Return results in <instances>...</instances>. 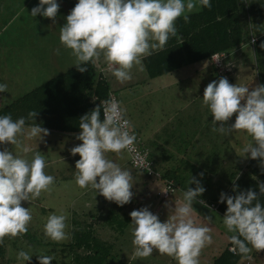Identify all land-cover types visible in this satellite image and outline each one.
<instances>
[{"label": "trees", "instance_id": "1", "mask_svg": "<svg viewBox=\"0 0 264 264\" xmlns=\"http://www.w3.org/2000/svg\"><path fill=\"white\" fill-rule=\"evenodd\" d=\"M16 1L0 0V28L9 22V18L14 14L13 9L18 8ZM75 2L76 0H58L60 13H57L56 18L62 21L61 16L64 15L62 12L66 9L70 10ZM188 17V22L177 17L174 21L176 34L169 36L162 49L141 58L137 74H144V78L138 81L140 84L145 80L172 74L188 65L196 64H201V67L208 65L216 79L223 76L228 82H236L232 74L238 69V61H242L243 64L241 70L243 85L251 90L258 84H264V48L259 47L264 41V0H210V7L201 6L199 10L194 8L188 13ZM8 29L0 34V40L7 37ZM52 36L51 44L56 43L57 46L63 47L59 43L58 36L55 34ZM236 50H240L239 55H243L238 60H236L238 57ZM214 56L219 57L218 61H215ZM98 59H100L99 64L83 63L81 66L85 69L84 72L78 71L73 64L70 68L34 85L11 101L6 103L2 101L3 105L0 106V115L10 114L12 119L23 116L26 128L38 123L48 130L42 143L35 141L32 147L35 152H42L40 154L44 156L46 165L50 164L51 168L54 167V171H51L53 184L62 182L64 188L66 182L67 186H71V182L75 184L74 160L79 157L78 154H69L68 150L80 143L75 139V133L79 131V117L96 106L100 109L102 119L103 102L109 98L118 101L115 95L117 88L115 79L106 70L103 57ZM227 65H230L231 69ZM196 71L197 78L207 84V81L200 76L201 72ZM172 81H163V89L169 91L171 86L177 85L178 80L173 83ZM179 82L182 83L181 80ZM119 106L123 109L124 118L130 123V132L135 133L134 151L122 150L118 155L108 152L105 157L122 169L125 168L126 163L132 171L134 169L130 172L133 182L130 191L134 193L132 199L123 205H116L99 193L94 194V190L90 187L83 188L81 192L77 190L80 194L70 197L78 198L80 195L81 198L76 199L78 202L75 201L76 204L71 208L66 207L63 210L66 215L65 231L70 234V238L60 242L49 240L43 235V223L50 213H55V209L41 206L43 216L39 227L34 228L33 225L28 224L27 231L22 235L5 236L0 240V264H23L16 258L19 250L31 254L30 260L25 261L24 264H38L37 254L51 255L53 257L51 264H170L173 257L171 261L166 262L162 260V256H157L155 250L153 252L156 254L152 252L147 257L133 256L128 213L148 205V200L152 197L155 207H147L148 210L168 218L173 214L177 202L182 199L183 191H186L187 187H195L190 181L188 183L189 177H194L204 188L198 197V200H203L204 204L193 201L191 214L195 216L192 219H195L196 224H207L211 239L215 240V243L210 242L209 246L207 244L201 248L198 257L205 255L203 264H264V249L256 252L250 248L246 255L229 250L228 236L231 233L226 232L222 223L226 205L223 202L217 203V198L211 194L223 191L226 195H233V184L236 185L237 192L248 188L255 192L258 191L257 183H264V171L260 170L259 157L251 159L247 157V153L244 157L238 155L243 145L251 142V137L243 130L232 131L230 134L236 149L231 145L230 140H224L220 144L204 139L199 142L198 139L202 137L197 136L193 140L189 139L187 145L183 147L178 142L183 141L180 138L176 147L178 153H175V148L171 146L173 150L167 152L166 148L169 149V146L162 142L161 134L158 136L153 132V136H143L131 125L130 117L123 105L119 103ZM29 111L36 113L33 120L27 115ZM205 121V127L208 129L200 133L201 136L211 140L210 132L214 131L211 114ZM218 123L221 122L217 121L216 124ZM183 134L185 132H180L179 137ZM164 135L166 140L173 137L170 132ZM5 147L8 148L6 142L0 145V149ZM151 147L158 150V157L154 156ZM8 150L16 153L9 148ZM122 152L126 161L123 159L118 162ZM134 152L142 154L143 167L139 166L140 160L134 158ZM59 160L65 162L59 165L57 164ZM68 161L71 163L67 164ZM50 162L55 165L52 166ZM136 170L141 173H136ZM140 174H143L144 179L139 180ZM149 188L154 192H148ZM54 189L52 187L51 191L57 194V189ZM258 199L264 206V194H260ZM205 216L210 219L204 220Z\"/></svg>", "mask_w": 264, "mask_h": 264}, {"label": "clouds", "instance_id": "2", "mask_svg": "<svg viewBox=\"0 0 264 264\" xmlns=\"http://www.w3.org/2000/svg\"><path fill=\"white\" fill-rule=\"evenodd\" d=\"M201 6L210 7V0H76L64 16L58 40L64 48L70 49L78 71H85L81 66L83 63L95 62L102 56L109 74L123 82L131 78L128 70L134 64L139 65L142 57L162 49L169 36L176 34L174 21L177 17L188 22V13ZM58 7L57 0H38L28 13L31 17L39 14L50 18L55 24ZM259 47L264 48V41ZM5 90L6 85L0 83V92ZM200 97L202 105H206L211 114L214 131L227 135L234 130H243L251 137V142L244 144L238 155L244 157L247 153L248 158L259 157L260 170L264 171V84L249 90L248 86L229 83L221 76L209 81ZM233 113L234 119L226 126L224 122ZM35 114V111L27 113L31 120ZM217 121L221 123L216 124ZM130 127L114 98L103 102L102 119L96 106L79 117L75 139L80 143L68 150L69 154L79 157L74 160L73 167L78 187H90L94 194L99 193L116 205L132 199L130 171L105 157L108 152L118 155L122 150L134 151L136 137ZM47 134L48 130L38 123L26 128L23 116L12 119L10 114L0 115V145L7 142L18 150L14 154L6 147L0 149V240L27 231L31 213L28 207L21 206V201L32 202L54 182L53 176L44 171V156L19 139L23 136L37 142ZM30 152L29 159L27 154ZM139 166L143 167L142 158ZM189 181L195 187L183 191L173 214L163 222L146 206L128 213L134 257H147L155 250L173 257L176 264H198L200 250L211 237L207 224L194 223L190 215L193 201L204 204L203 200H198L204 188L194 177H189ZM257 189L255 192L251 188L237 192L233 184V195L221 191L217 197V203L226 205L222 223L226 232L231 233L229 250L242 255L248 254L250 248L256 252L264 249V206L258 199L264 194V183L258 182ZM203 219L210 218L205 216ZM65 221L63 210L50 213L42 226L43 235L55 242L70 238L65 231ZM30 256L24 250L16 253L17 260L23 264ZM36 260L38 264H51L53 257L37 254Z\"/></svg>", "mask_w": 264, "mask_h": 264}, {"label": "rangeland", "instance_id": "3", "mask_svg": "<svg viewBox=\"0 0 264 264\" xmlns=\"http://www.w3.org/2000/svg\"><path fill=\"white\" fill-rule=\"evenodd\" d=\"M22 1L21 8L25 9L19 18H17L18 20L14 19V22L11 20L7 23L10 25L12 22L8 29L9 32L7 37L2 41L4 48L0 49V74L4 75V77L0 79V83H9L8 87H6L5 95L3 96L4 98H0L4 103L11 101L24 91L45 81V79L52 77L56 73L70 68L75 63L74 57L70 53V49L61 47L60 45L57 46L56 43L52 44L50 49L44 46L46 43H53V40L48 37V32L59 30L60 25L63 24L59 18L55 17V24H53L50 18L41 17L39 14L35 17H31L28 11L38 2V0H27V7H25V0ZM59 9L62 10L63 8ZM64 12L65 11H63L62 14H64ZM19 19L21 20L20 22ZM236 52V56H238L236 60L243 57L242 54L239 55L240 50H236ZM215 57L216 56H214V58ZM99 60L100 59H97L95 63L99 64ZM138 66L139 65L134 64L133 67L128 70L131 77L129 80L123 82L114 80V83L116 84L115 86H117V88H115V95L117 96L119 103L123 105L127 115L130 117L131 125L136 127L140 134L145 137H149L153 132H156V135L158 136L161 134L160 138L162 142L169 146V149L166 148L167 152L173 150L171 147H174L175 153H178L176 150V147L179 145L177 143L178 139H183V141L178 142L184 147L187 145L189 139L193 140L196 136L198 138L202 137L198 139L199 142H202L201 140L204 139V141H216V143L220 144V142L224 140H230L231 145L236 149L234 139L230 134L231 132L224 135L217 131H211V140L201 136L200 132L208 129L205 127V120L210 113L207 106L202 105L201 103L200 96L202 95V90L206 84L203 80L200 81V79L197 78L196 75L198 72L196 70L201 72L200 76H202L208 83L209 81L216 79L208 65H204L203 67H201V64L192 66L188 65L172 74L162 75L154 79L152 78L151 80H145L141 84L138 81L144 78V74H137ZM229 67L231 69L230 65L228 68ZM237 67L238 69L233 71L232 74V77L234 76L236 82L229 83L243 85L241 82V77L243 76V74L241 75V70L243 69L242 61H238ZM189 72L190 75H188ZM170 80H178L177 85L171 86L169 91L164 90L162 82H169ZM180 80L182 83L179 82ZM241 103H243V101H241ZM1 105L3 104H0V106ZM234 116L235 113H233V118L230 117L224 122V124L226 126L231 124ZM166 132H170L173 137H169V140H166L164 138ZM180 132H185V134H183L182 137H179ZM19 139L22 144L29 145L33 150L32 144L35 143L34 139L27 140L23 136H20ZM152 139L156 140L155 138ZM38 142H40V144L42 143L41 141ZM7 147L10 150L18 151L14 145L7 143ZM151 149L153 148L151 147ZM152 152L155 157H158V150L153 149ZM31 154V152L27 154L29 159L31 158ZM123 155H125L124 152H122V156L118 157V162H121L123 159L126 161V157ZM63 162H65V160H59L57 161V164L61 165ZM69 163L71 162L68 161L67 164ZM51 165L53 166L55 163H51ZM124 169H128L130 172L134 171V169L133 171L131 170L127 163ZM52 170L54 171V167L51 168L50 164H47L44 169L45 173L50 175ZM135 172L141 173L139 170H136ZM142 178L144 179V176L143 174H140L139 180ZM63 186L64 184L62 182L52 184L48 191H42L40 196L32 202L21 201V206L28 207L31 213V220L28 223L29 225H33L34 228L39 227V224L41 223L40 220L43 216L41 215V206H49L51 209L54 207L55 213H59L66 207L71 208L76 202H78L81 198L79 197L80 195L78 198H72L70 196L80 194L77 190L81 192L83 188L78 187L77 189V185L74 184V182H71V186H67L66 182V188ZM52 187L55 188L54 190L57 189V194L51 191ZM148 192L154 191L149 188ZM211 194H214L213 197L217 198L219 192ZM151 196H153V193ZM76 199L78 200L76 201ZM152 200V197H150L148 200L149 203L148 205L146 204V207H155V201ZM144 203L145 202H142V204ZM157 206L159 207V204H157ZM195 213L198 215V211ZM156 215L161 222L167 219L165 217L163 218V214L156 213ZM190 215L191 217L195 216L191 213ZM194 220L195 219H193V221ZM210 242L215 243V240L213 241L210 239ZM210 242L206 243L205 246L207 244L209 246ZM154 254H156V252ZM157 256H162V260H165L166 262L171 261V257L168 255H161L157 252ZM205 258V255L201 258L198 257V264H203ZM172 260L173 261H171L170 264H176V260Z\"/></svg>", "mask_w": 264, "mask_h": 264}, {"label": "crops", "instance_id": "4", "mask_svg": "<svg viewBox=\"0 0 264 264\" xmlns=\"http://www.w3.org/2000/svg\"><path fill=\"white\" fill-rule=\"evenodd\" d=\"M17 3H18V8L17 7H15V9H13V11H14V14H13V16H11V18H9V21H11V20H14V19H17V18H19V16L22 14V12L24 11V9L25 8H21L22 7V0H17L16 1ZM25 2H26V5H25V7H27L28 5H27V0H25ZM36 4V3H35ZM35 4H34V6H35ZM69 12V10L68 9H66V11H65V13H64V15H62L61 17L64 19V16L67 14ZM57 13H60L58 10H57ZM62 19V23H64V20ZM18 20V19H17ZM21 20L19 19V22H20ZM28 22V21H27ZM8 23V22H7ZM5 24V25H3L1 28H0V31H1V33L0 34H2L6 29H8V27H9V25L8 24ZM61 26V25H60ZM52 34H55V35H59V30L58 31H54V32H48V37H50L51 39H53V36H52ZM3 40H0V49H3L4 48V44H3V42H2ZM51 43H46L44 46L46 47V48H49V47H51ZM4 77V75H2V74H0V79L1 78H3ZM8 84L9 83H6L5 85H6V87H8ZM1 94H0V98H4L3 96L5 95V93L4 92H0ZM0 104H3V102L1 101V99H0Z\"/></svg>", "mask_w": 264, "mask_h": 264}, {"label": "built area", "instance_id": "5", "mask_svg": "<svg viewBox=\"0 0 264 264\" xmlns=\"http://www.w3.org/2000/svg\"><path fill=\"white\" fill-rule=\"evenodd\" d=\"M217 61H218V60H217ZM137 154H138V155H137ZM133 155H134V158H136V159H138V160H141V158H142V154L139 155V153H137V152H134ZM142 160H143V159H142Z\"/></svg>", "mask_w": 264, "mask_h": 264}]
</instances>
